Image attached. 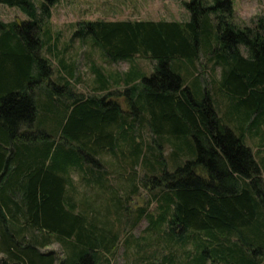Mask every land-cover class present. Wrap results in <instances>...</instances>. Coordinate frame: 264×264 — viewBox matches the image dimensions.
Here are the masks:
<instances>
[{
  "label": "trees",
  "instance_id": "1",
  "mask_svg": "<svg viewBox=\"0 0 264 264\" xmlns=\"http://www.w3.org/2000/svg\"><path fill=\"white\" fill-rule=\"evenodd\" d=\"M60 1L0 0L27 18L0 22V264H111L108 254L133 247L136 263L264 264V168L244 144L264 116V17L239 26L233 0H190L185 22H78L71 40H89L109 63L141 57L154 68L145 77L130 65L111 90L93 67L85 95L70 86L66 48L54 50ZM200 58L219 69L217 82L196 77ZM54 61L65 82L39 106L32 85L50 79ZM53 118L54 133L41 124ZM140 190L150 199L131 212ZM142 219L145 235L135 237ZM149 234L151 255L136 257ZM52 241L62 257L42 252Z\"/></svg>",
  "mask_w": 264,
  "mask_h": 264
},
{
  "label": "rangeland",
  "instance_id": "2",
  "mask_svg": "<svg viewBox=\"0 0 264 264\" xmlns=\"http://www.w3.org/2000/svg\"><path fill=\"white\" fill-rule=\"evenodd\" d=\"M35 3H39L41 0H33ZM190 2V0H61L58 2L53 8L51 12L50 18V30L52 38L55 39L54 45L56 48L55 51L62 52L64 48L66 51L63 55H59V57H66V61L69 60L70 57L74 58V67H75V78L79 79L77 81H81V77L84 76V83L79 84L76 80H71L70 86L74 88L75 91L84 93L85 95H90L91 84L87 78L93 77V73L91 70L84 69L85 66L83 64L84 60L86 61L90 59V65L95 66L101 70V72L105 75H111L113 73L124 74L128 71L130 65L133 66L134 69L139 70L143 76L149 77L154 73L153 63L148 59H143L141 57H135L127 62H118V63H109L106 58L97 48H91L89 40H86L85 44H81L79 40H71L72 34L75 29V25L78 22H89V21H177V22H185L190 19V13L184 7V3ZM233 8L235 12L236 24L239 26L250 25V21L254 19L257 21L258 18L264 17V0H233ZM27 20L26 16L23 15L18 8L9 7L3 4H0V22L2 23H11V22H21ZM54 51V52H55ZM42 53L47 54L44 49ZM49 57H54L50 55ZM71 59V58H70ZM68 62V61H67ZM84 66V68H83ZM195 75L196 77H201L202 81H206L209 83L210 81L217 82L219 80V69L216 70L211 69L210 62H207L205 59L200 58L195 63ZM53 75L50 77L48 81L38 85H32L36 94V101L38 100V105L40 106L44 101L47 100V93H51L52 84L62 85L65 80H63L64 76L58 69V65L55 61L52 63ZM34 79L37 78V72H33ZM61 77V79H59ZM66 78V77H65ZM33 80H31L32 82ZM30 82V81H29ZM31 84L26 82V86H30ZM208 88H210L208 84ZM213 99H218V97H212ZM219 101V100H218ZM121 108L123 110L126 109L125 103L123 100L120 101ZM216 104V103H215ZM226 101L218 102L219 115H223L224 106L226 105ZM40 108V107H39ZM39 111V110H38ZM39 111L38 122L41 120ZM262 120V124L260 127V134L256 137L250 136L248 134L245 135L244 144L249 147L254 157L256 158L258 164H260L264 168V116L259 117ZM43 121V120H41ZM49 131L54 133L57 129L56 119H50L46 122H42ZM222 124L226 125L231 129L232 124L229 123L227 117L222 118ZM139 133L141 134L142 139L148 143L151 142L152 135L146 127H142L139 129ZM161 151L164 153V156L167 158V167L168 170L170 167L173 169L176 165H173V162L168 159V155L170 154V147L167 145ZM172 151V149H171ZM105 159H110L114 161L111 155L105 156ZM187 159L181 158L180 162H185ZM139 169V168H138ZM142 170H140L141 175ZM74 179L77 181L78 177L75 174ZM140 177V176H139ZM114 176L110 177V181L112 184L117 183ZM127 181V180H125ZM80 188V186H79ZM80 190H83L80 188ZM123 190L121 193L123 194ZM86 194L93 197L94 192L87 191ZM90 197V198H92ZM93 199V198H92ZM150 199V193H147L145 190H140L138 193L131 195L128 208L129 210L135 211L137 208L144 206L146 201ZM101 198L97 200L99 202ZM106 199H103V204H105ZM154 209V205H151L150 211ZM134 218V215H132ZM130 217H125L123 220V224L129 221ZM101 220L104 221L105 218L101 217ZM110 220V219H108ZM112 221V220H110ZM147 227V222L142 219L134 228H132L131 233L135 237H141L145 235V229ZM120 231V228H119ZM155 234H152L154 237ZM157 235V234H156ZM155 235V236H156ZM149 235H147L148 238ZM120 246L124 240V235L120 236ZM151 242L150 238L146 239L143 243L145 247L143 250L136 253V257L142 256H150L151 253L146 247ZM161 246V245H160ZM124 247V246H123ZM121 247V248H123ZM135 248H130L129 250L123 252L122 250L115 256L108 254L107 258L111 264H144V263H136L134 260ZM54 251L59 257H62L61 245L57 241H52L50 245L42 250V252H51ZM164 255L167 252L163 253ZM180 256L181 253H178ZM3 258V255L0 254V259Z\"/></svg>",
  "mask_w": 264,
  "mask_h": 264
},
{
  "label": "crops",
  "instance_id": "3",
  "mask_svg": "<svg viewBox=\"0 0 264 264\" xmlns=\"http://www.w3.org/2000/svg\"><path fill=\"white\" fill-rule=\"evenodd\" d=\"M71 58V59H70ZM69 58V60H67L66 62H65V64L67 65V66H71L72 64H75L74 63V58L73 57H70ZM87 58V60L85 61L84 60V62H83V64H84V66H85V68H84V66H83V68L86 70V69H88V70H91L93 67H95V66H92V65H90V59H88V57H86ZM101 71V70H100ZM103 74V73H102ZM104 76H105V78H107L108 80H109V84H111V90H114V89H117V88H115L116 87V83H115V81L116 80H118L119 79V76H118V73H113V74H111V75H105V74H103ZM93 76V75H92ZM68 79V78H67ZM69 79H73L74 81L76 80V82H78V85L79 84H82V83H84L83 81L85 80V77L84 76H82L81 77V79H82V82L81 81H77V80H79L78 78L76 79L75 78V76L73 77V78H69ZM89 80H91L90 81V84H91V86H93L94 84H95V77L93 76L92 78L90 77H88L87 78V84H88V81ZM84 84H86V83H84ZM90 89V88H89Z\"/></svg>",
  "mask_w": 264,
  "mask_h": 264
}]
</instances>
